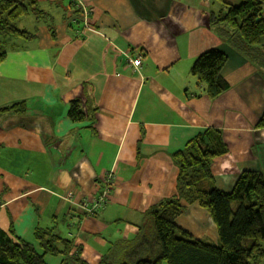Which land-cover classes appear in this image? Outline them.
Listing matches in <instances>:
<instances>
[{"label":"crops","instance_id":"crops-1","mask_svg":"<svg viewBox=\"0 0 264 264\" xmlns=\"http://www.w3.org/2000/svg\"><path fill=\"white\" fill-rule=\"evenodd\" d=\"M37 5L41 19L28 16L17 23L32 38L0 35L5 55L0 109L27 103L23 114L0 112V229L24 240L33 227L53 228L72 242L68 255L80 247L82 260L98 264L113 244L136 238L147 209L177 197L183 213L176 225L194 239L217 244L216 229L194 195L176 191L178 169L170 156L216 129L228 147L211 165L218 190L229 192L243 171L264 174V129L255 128L264 111V77L226 48L224 29L209 25L219 5L210 0H37ZM213 48L228 55L221 73L229 89L210 100L190 70L200 53ZM128 55L141 56L138 73ZM76 99L96 109L93 130L67 117ZM110 171L113 184L97 217L83 216L66 200L69 192L76 200H95ZM65 219L62 235L58 222Z\"/></svg>","mask_w":264,"mask_h":264},{"label":"trees","instance_id":"trees-1","mask_svg":"<svg viewBox=\"0 0 264 264\" xmlns=\"http://www.w3.org/2000/svg\"><path fill=\"white\" fill-rule=\"evenodd\" d=\"M210 1L218 4L219 10L210 13L209 25L224 29L226 48L236 51L264 77V0H238L237 6L229 0ZM42 15L37 0H0V35L30 39L32 35L20 30L17 23L28 16L38 20ZM4 60L5 55L0 54V64ZM227 61V53L220 48L204 51L194 60L190 73L210 100L229 89L221 73ZM91 104L72 100L66 115L75 123H90L87 128L93 130L96 109ZM26 105V101L12 103L0 112L20 115ZM255 128L264 129V111ZM227 153L221 132L207 129L170 156L178 169L176 191L189 189L193 193L216 229L217 244L201 242L179 228L175 221L183 213L182 206L177 197L166 198L144 212L135 240L116 242L98 264H264V174L243 171L229 192L218 190L211 165ZM10 234L0 229V264H47L46 256L88 264L80 257V247L68 255L72 242L53 228L36 229L35 243Z\"/></svg>","mask_w":264,"mask_h":264},{"label":"built area","instance_id":"built-area-1","mask_svg":"<svg viewBox=\"0 0 264 264\" xmlns=\"http://www.w3.org/2000/svg\"><path fill=\"white\" fill-rule=\"evenodd\" d=\"M84 20L87 19V10L84 9ZM86 23V22H85ZM85 28L86 25H85ZM127 63L132 69L133 72L138 73L141 64H142V58L140 55L137 56H129L127 57ZM114 174L112 171L109 173H106L103 177V187L100 190L99 195L95 198V200L87 201V200H76L75 195L73 192H69L66 196V200L73 204L79 212H81L83 215L86 216H94L98 212H100L106 205L107 197L109 195V192L111 190V186L113 184Z\"/></svg>","mask_w":264,"mask_h":264},{"label":"rangeland","instance_id":"rangeland-1","mask_svg":"<svg viewBox=\"0 0 264 264\" xmlns=\"http://www.w3.org/2000/svg\"><path fill=\"white\" fill-rule=\"evenodd\" d=\"M229 2L235 6H237L239 4L238 0H229ZM185 190H187L188 192L193 194L189 189H185ZM65 222H66V219H65V221L60 220L58 222V224H59L58 229L62 232L61 233L62 235H65V233H66V229L65 228L63 229V226H65V227L67 226V223H65ZM33 229H34V227L29 232H27L25 234L24 241L30 242V243H35V239H34L35 231ZM133 240H135V238ZM45 260H46L47 264H72L70 262V260L66 259L65 257H61V256L60 257L59 256L58 257L57 256H46ZM162 264H165V263L163 262Z\"/></svg>","mask_w":264,"mask_h":264}]
</instances>
